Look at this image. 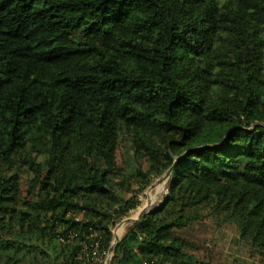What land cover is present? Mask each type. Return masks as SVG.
Instances as JSON below:
<instances>
[{
  "label": "trees",
  "instance_id": "16d2710c",
  "mask_svg": "<svg viewBox=\"0 0 264 264\" xmlns=\"http://www.w3.org/2000/svg\"><path fill=\"white\" fill-rule=\"evenodd\" d=\"M165 176L111 264L264 261V0H0V264L106 258Z\"/></svg>",
  "mask_w": 264,
  "mask_h": 264
},
{
  "label": "rangeland",
  "instance_id": "374dc122",
  "mask_svg": "<svg viewBox=\"0 0 264 264\" xmlns=\"http://www.w3.org/2000/svg\"><path fill=\"white\" fill-rule=\"evenodd\" d=\"M123 155L122 151L118 150L117 160L120 165L123 162ZM158 181L159 179L153 182L143 195L140 196L141 205L115 225L113 228L114 240L119 230H122L120 234L121 239L125 234L126 227L129 226L120 228L121 223L128 218L136 217L146 207L149 200H152V207L162 202L164 196L167 194L166 182L164 181L153 188ZM195 233L196 238H198L202 246L200 256L213 264H231L233 262L238 264H264L262 259L253 255L237 241V232L233 226L219 225L216 219L209 218L204 221L203 225L195 226ZM107 258L108 254L104 264H106Z\"/></svg>",
  "mask_w": 264,
  "mask_h": 264
},
{
  "label": "water",
  "instance_id": "95a60500",
  "mask_svg": "<svg viewBox=\"0 0 264 264\" xmlns=\"http://www.w3.org/2000/svg\"><path fill=\"white\" fill-rule=\"evenodd\" d=\"M170 174V172L167 174V176ZM166 179V176L165 177H162L159 179V181L153 186V188L164 182ZM151 207H152V200H149L146 207H144L141 212L136 216V217H133V218H128L126 220H124L121 225H120V228H124L125 226L127 225H131L132 223L140 220L146 213H148L150 210H151ZM120 242V237H118L117 235L115 236V240L114 242L112 243L109 251H108V258L106 260V264H111L112 263V260H113V257H114V254H115V249H116V246L117 244Z\"/></svg>",
  "mask_w": 264,
  "mask_h": 264
},
{
  "label": "built area",
  "instance_id": "2783aa9c",
  "mask_svg": "<svg viewBox=\"0 0 264 264\" xmlns=\"http://www.w3.org/2000/svg\"><path fill=\"white\" fill-rule=\"evenodd\" d=\"M92 250L90 253H88V248L85 247V253L86 255H90L91 256V261L94 263V264H104V261H105V258H104V255H105V252L102 251L100 249V246L98 243H95L91 246Z\"/></svg>",
  "mask_w": 264,
  "mask_h": 264
},
{
  "label": "bare ground",
  "instance_id": "6f19581e",
  "mask_svg": "<svg viewBox=\"0 0 264 264\" xmlns=\"http://www.w3.org/2000/svg\"><path fill=\"white\" fill-rule=\"evenodd\" d=\"M122 230H119L118 233H117V236L120 237V234H121Z\"/></svg>",
  "mask_w": 264,
  "mask_h": 264
}]
</instances>
